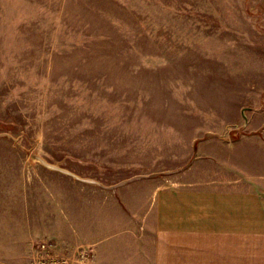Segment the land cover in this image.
<instances>
[{
	"label": "rangeland",
	"instance_id": "rangeland-1",
	"mask_svg": "<svg viewBox=\"0 0 264 264\" xmlns=\"http://www.w3.org/2000/svg\"><path fill=\"white\" fill-rule=\"evenodd\" d=\"M230 179L264 187V0H0V264H127L154 181Z\"/></svg>",
	"mask_w": 264,
	"mask_h": 264
},
{
	"label": "crops",
	"instance_id": "crops-1",
	"mask_svg": "<svg viewBox=\"0 0 264 264\" xmlns=\"http://www.w3.org/2000/svg\"><path fill=\"white\" fill-rule=\"evenodd\" d=\"M153 184L141 223L135 218L142 233L127 264H264L260 183L254 188L238 179L215 180L180 189Z\"/></svg>",
	"mask_w": 264,
	"mask_h": 264
},
{
	"label": "water",
	"instance_id": "water-1",
	"mask_svg": "<svg viewBox=\"0 0 264 264\" xmlns=\"http://www.w3.org/2000/svg\"><path fill=\"white\" fill-rule=\"evenodd\" d=\"M39 161H40L41 165H43L45 168H47V169L50 170V171L59 172V173L65 175V176H69V177H71L72 179H74V180H76V181H78V182H80V183H85V184H87V185L98 186V187H101V188H105V187H102V185H101L100 183H98V182H96V181H94V180L82 179V178H80V177H78V176H75V175H73L72 173H70V172H68V171H66V170H64V169H62V168H59L58 166L48 164V163H46L45 161H41V160H39ZM144 178H145V177H144ZM138 179H140V177H136V178H133V179H131V180L124 181V182H122V183H120V184L123 185V184H126V183L130 182V181H134V180H138ZM120 184H119V185H120ZM117 186H118V185H117ZM114 188H115V186H113V187H107V189H109V190H110V189L112 190V189H114Z\"/></svg>",
	"mask_w": 264,
	"mask_h": 264
}]
</instances>
